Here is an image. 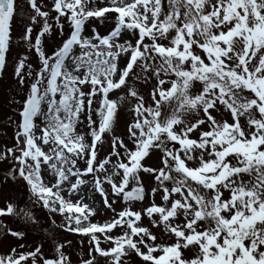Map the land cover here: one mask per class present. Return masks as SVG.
<instances>
[{
	"label": "snow or ice",
	"instance_id": "obj_1",
	"mask_svg": "<svg viewBox=\"0 0 264 264\" xmlns=\"http://www.w3.org/2000/svg\"><path fill=\"white\" fill-rule=\"evenodd\" d=\"M0 264H264V0H0Z\"/></svg>",
	"mask_w": 264,
	"mask_h": 264
},
{
	"label": "rangeland",
	"instance_id": "obj_2",
	"mask_svg": "<svg viewBox=\"0 0 264 264\" xmlns=\"http://www.w3.org/2000/svg\"><path fill=\"white\" fill-rule=\"evenodd\" d=\"M7 94L3 88H0V120L3 119L4 113L7 111V105L4 99Z\"/></svg>",
	"mask_w": 264,
	"mask_h": 264
}]
</instances>
